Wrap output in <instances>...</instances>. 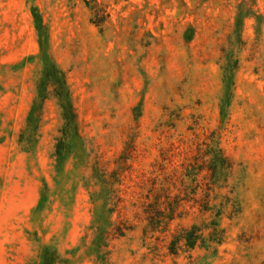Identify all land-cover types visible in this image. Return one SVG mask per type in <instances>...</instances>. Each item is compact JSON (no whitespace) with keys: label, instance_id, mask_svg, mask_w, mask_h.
Instances as JSON below:
<instances>
[{"label":"rangeland","instance_id":"obj_1","mask_svg":"<svg viewBox=\"0 0 264 264\" xmlns=\"http://www.w3.org/2000/svg\"><path fill=\"white\" fill-rule=\"evenodd\" d=\"M0 264H264V0H0Z\"/></svg>","mask_w":264,"mask_h":264},{"label":"trees","instance_id":"obj_2","mask_svg":"<svg viewBox=\"0 0 264 264\" xmlns=\"http://www.w3.org/2000/svg\"><path fill=\"white\" fill-rule=\"evenodd\" d=\"M67 108H70V105H69V103L67 102Z\"/></svg>","mask_w":264,"mask_h":264}]
</instances>
